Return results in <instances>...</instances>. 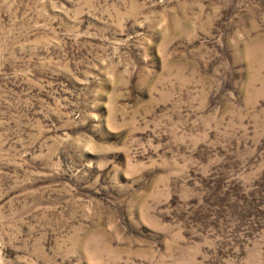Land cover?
Listing matches in <instances>:
<instances>
[{
    "label": "rangeland",
    "instance_id": "obj_1",
    "mask_svg": "<svg viewBox=\"0 0 264 264\" xmlns=\"http://www.w3.org/2000/svg\"><path fill=\"white\" fill-rule=\"evenodd\" d=\"M0 264H264V0H0Z\"/></svg>",
    "mask_w": 264,
    "mask_h": 264
}]
</instances>
